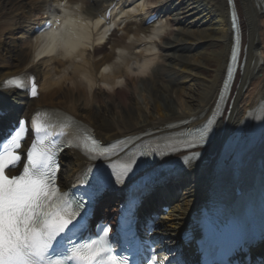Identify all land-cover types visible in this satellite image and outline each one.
Segmentation results:
<instances>
[{"label": "bare ground", "instance_id": "bare-ground-1", "mask_svg": "<svg viewBox=\"0 0 264 264\" xmlns=\"http://www.w3.org/2000/svg\"><path fill=\"white\" fill-rule=\"evenodd\" d=\"M119 1L115 3L119 5L128 0ZM136 1L128 2L129 8H134L132 13L122 12L115 17L116 21L112 20L110 24H107L100 15L106 5H109L108 0H0V103L10 101L22 104L10 113L22 116L26 120L35 111L49 113L56 117H71L90 128L94 136L103 142L128 135L138 137L139 139L133 141V143H138L147 135L162 134L198 124L213 106L230 52L231 33L226 0L194 1V8L204 13V17L195 23H207L211 26L188 30L187 19L172 20V25L184 23L187 28L183 29L184 32L180 34V37L163 41V44L157 43L160 34L166 31V23H161V17L175 10L174 2L139 0L136 3ZM247 2L249 6L242 8L241 1L234 0L241 37L238 65L242 59L243 64L241 68L237 67L226 102L227 106L231 100L228 116L226 118L225 115L221 116L212 142L204 149L200 160L192 164L184 176L189 183L183 186L181 193L186 194L190 188L195 187L194 195L190 197V201L183 204L185 205L183 208L178 203L171 206L170 212L181 208V211L178 210L179 215L175 217V223H171L172 226L163 222L158 225L162 228L161 231L167 238L166 241L171 246L176 245L175 249L179 251H188L186 259L191 261L197 260L198 257L201 260L210 259L204 252V240L201 237L198 239L193 237L190 243H187L184 237L182 238L183 234L188 232L184 231L187 225L194 223L202 207L208 203L207 200L202 199L208 186L212 187L214 181L213 177L208 179L207 176L213 175L214 167L220 159L228 163V158L232 156V152L229 151L233 148V146L228 147V144L236 136L240 139L241 136L238 134L242 132L243 138L253 139L264 129V111L262 110L264 89L254 90L249 99L250 102H245L240 110L236 106L244 84L264 82L262 78L256 76L259 71L264 73V65H261L264 55L256 49V42L259 41V48H263L264 52V0H247ZM128 6L125 4V7ZM147 8L153 9L146 10ZM248 9L255 16L251 11L248 12ZM53 10L57 13L56 20L54 21V16L51 15V26L40 32L38 27H42L48 19V11ZM155 14L160 17L155 21L146 22L150 16ZM92 19L94 22L89 21ZM191 24L193 25L194 22ZM66 25L73 27L75 36L70 38L72 31L69 30L59 38H54L57 30H61ZM171 34L173 31L166 33V35ZM37 36L39 39L34 41ZM213 38H216L215 41H223L225 45L219 59L215 61L216 63L218 61L215 80L200 102L197 103L194 99H190L189 103H195H191V108L179 113L173 109L172 102L179 99V102L183 104L181 78L173 73L169 79H165L152 57L156 56L155 52H157L159 57L166 56L174 65L180 62V68L186 69L190 66L188 56L184 55L188 39L194 43L197 40ZM56 46L62 49H57ZM162 50H165L166 54L160 55ZM194 61H199V59L195 57ZM46 62H49L54 72H62L56 80H52L50 71L45 69ZM131 62L138 64L135 69L138 75L129 74ZM105 68L108 69L107 72L104 71ZM26 72L36 76L38 90L36 97L28 95L22 98L15 90L3 87L2 81L6 77L12 75L24 77ZM139 83L142 89H139ZM100 84H108L109 91L101 90ZM96 87L98 92L94 90ZM143 92H147L148 95L144 97ZM24 94L26 93L22 95ZM139 95L149 115L142 112L141 106L143 105L136 100ZM17 98L21 101L18 102ZM95 101H98L97 106L93 104ZM179 121H187V123L180 124ZM169 124L174 127L168 128ZM21 151L22 148L18 150V152ZM82 165V157L77 152H63L62 167L58 174L59 183L66 185L70 178L82 169ZM205 166L207 176L203 175ZM18 169L19 165L9 169L7 173L9 175L16 173ZM251 191L253 188L250 186L236 188L230 201L231 204L228 203L229 206L224 209L217 208L221 211L220 214H235L238 229L244 227L246 216L264 203V198L245 193ZM169 195L170 192L165 189L159 195L155 192L149 198L150 201L157 200L159 204L163 196L165 198ZM173 195H171L172 198L169 197L171 200L174 198ZM110 200L108 198L106 204H109ZM156 204L153 207L154 210L157 208ZM112 210L111 207L107 208L105 216L111 214ZM159 211L157 208L154 216L159 217ZM171 216L169 214L160 218L171 219ZM201 217L202 215L200 219L197 218L199 226L203 225ZM195 224H198V220ZM236 241L235 237L226 240L227 246ZM186 243L191 246L187 247ZM193 243L197 249L200 247L198 255L193 252L195 248L192 246ZM214 247L217 249L219 245L215 244ZM170 256L175 255L170 254Z\"/></svg>", "mask_w": 264, "mask_h": 264}, {"label": "snow or ice", "instance_id": "snow-or-ice-1", "mask_svg": "<svg viewBox=\"0 0 264 264\" xmlns=\"http://www.w3.org/2000/svg\"><path fill=\"white\" fill-rule=\"evenodd\" d=\"M231 3L232 0H229ZM152 19H155L154 15L146 22ZM232 28H237L234 11ZM238 59L239 44L234 42L226 69L227 77L233 76L236 70L232 64ZM3 84L5 87L29 89L21 77L9 78ZM228 87L226 78L223 89ZM223 89L220 99L224 98ZM29 94L33 97L38 95L34 81ZM219 107L217 102L216 110L204 124L154 137L140 143L124 156L118 154L138 137H126L105 146L94 137L90 128L73 118L65 117L55 125L59 128V132H56L49 120L37 111L31 119L35 138L26 152L27 162L20 174L9 176L6 170L20 162L21 155L17 150L28 131L26 122L20 120L14 135L0 149V264H127L124 257L118 258L114 253L106 232L98 239L88 237L86 242H79L83 238L88 203L107 188L123 185L129 176L143 166L144 161H161V171L165 170L164 158L178 152L186 153L181 157L185 165L195 161L201 153L193 149L205 145L216 123ZM178 123L185 124L187 121ZM64 147L78 149L91 161L106 162L88 168L87 175L76 186L80 188L78 196L61 192L56 184L58 157ZM154 179L153 174L142 177L137 187L147 185ZM73 237L77 239L73 240ZM148 264H158L154 254Z\"/></svg>", "mask_w": 264, "mask_h": 264}, {"label": "rangeland", "instance_id": "rangeland-1", "mask_svg": "<svg viewBox=\"0 0 264 264\" xmlns=\"http://www.w3.org/2000/svg\"><path fill=\"white\" fill-rule=\"evenodd\" d=\"M172 2H174V7L175 10L170 11L168 14L162 16L161 18V23L165 24L166 27V31L163 32V34H160V39L157 40V43L163 44V41H167V40H173L177 37H180V34L182 32H184L183 29H186L187 26H185L184 23H177V24H173L172 25V20L173 21H178L179 19H187L186 21H188V26L189 29L188 30H196L197 28H208L211 25H208L207 23H202V24H196L195 21H200V19H202L204 16V13L202 14L201 12H199L198 10H196L194 7V1L196 0H171ZM201 1V0H200ZM241 4L240 6L242 8L248 7V2L247 0H240ZM246 5V6H245ZM251 11L250 9H248V12ZM252 15L255 16V14L251 11ZM182 20V21H183ZM257 20V19H256ZM207 21V20H206ZM191 22H194V24L190 25ZM258 22V20H257ZM168 25V26H166ZM217 27V26H216ZM168 31H173V34L171 35H166V33ZM120 33V31L118 32V34ZM192 39V38H190ZM190 39H188L189 41L186 42L187 43V47L186 50H184V55L185 57L188 56V60H190L188 68L186 67V69H181L180 68V62H178L177 65H174L173 62H171L166 56H161L159 57L157 52H155L156 56H153V62L157 65L158 69H160L163 73V75L165 76V79H169L171 75H176L178 78H181V82H182V101L183 104H181L179 102V99L177 101L172 102V106L173 109L176 110L177 112H182L185 111L187 109H189V107L191 108V103H195V102H191L189 103L190 99H194L195 101L200 102V100L202 99V96L205 95V93H207V91L209 90V87L212 86L213 81L215 80V76L217 74V63L215 62L217 59H219V55L220 53L224 50L225 45L223 41H215L216 38H213L211 40H197L196 42L193 43V41H191ZM220 39V38H219ZM193 40V39H192ZM256 49L258 50V52H262L261 54L264 55L263 52V48H259V41L256 42ZM264 46V43H263ZM156 51V49H154ZM164 51V52H163ZM161 54H166L165 50H162V52H160ZM258 55H260L258 53ZM197 57V59H199V61H194V58ZM264 58V57H263ZM215 63V64H214ZM264 61L262 62L261 65L263 64ZM46 67L45 69L50 71V76L52 77V80H56L60 74H62V72L58 73V72H54L53 68L49 65V62H46ZM138 67V64L131 62V64L129 65V71H131L129 74L131 75H138L139 73H137L135 71V69ZM134 69V70H132ZM209 71V73H207ZM257 78H262L264 80V73H262V71L257 72ZM141 83H139V89H142L143 87H141L142 85H140ZM107 85V87L105 86ZM264 82H260V83H255V82H247L246 84L243 85L238 100L236 102V106L237 109H241V107L243 106V104L245 102H250V98L253 95V91L254 90H258V89H264ZM207 87V89H206ZM100 89L101 90H107L109 91V85L108 84H100ZM95 92H98L97 87L94 89ZM196 94H199L200 96L197 97ZM144 97H146L147 92H143ZM141 95H139V97H137L138 99L137 102L142 104L143 107L141 106V110L144 114L149 115V112L145 109V105L143 104V100L140 98ZM184 101H188V102H184ZM143 102V103H142ZM94 105H98V101H95L93 103ZM152 114V113H150ZM151 117V116H150ZM190 196L186 197L184 194L180 195L178 204L181 206V208L185 207V205H183L185 202H187L188 200L190 201ZM179 206V207H180ZM181 208L178 210L181 211ZM178 210H174L172 212L171 219H166L163 221L164 224H171V223H175V217H177L176 215L178 214ZM179 215V214H178ZM162 224V223H161ZM172 226V224H171ZM165 243L170 244L168 242L165 241ZM171 245V244H170Z\"/></svg>", "mask_w": 264, "mask_h": 264}, {"label": "clouds", "instance_id": "clouds-1", "mask_svg": "<svg viewBox=\"0 0 264 264\" xmlns=\"http://www.w3.org/2000/svg\"><path fill=\"white\" fill-rule=\"evenodd\" d=\"M163 33H161V35H162ZM39 39V36H37V37H35L34 38V41H37Z\"/></svg>", "mask_w": 264, "mask_h": 264}]
</instances>
